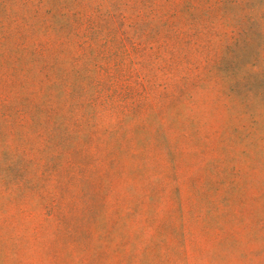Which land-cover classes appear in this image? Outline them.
<instances>
[{
    "label": "rangeland",
    "instance_id": "374dc122",
    "mask_svg": "<svg viewBox=\"0 0 264 264\" xmlns=\"http://www.w3.org/2000/svg\"><path fill=\"white\" fill-rule=\"evenodd\" d=\"M0 264H264V0H0Z\"/></svg>",
    "mask_w": 264,
    "mask_h": 264
}]
</instances>
